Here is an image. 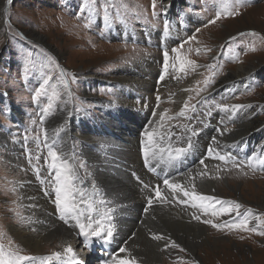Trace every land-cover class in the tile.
I'll return each instance as SVG.
<instances>
[{
	"label": "rangeland",
	"instance_id": "374dc122",
	"mask_svg": "<svg viewBox=\"0 0 264 264\" xmlns=\"http://www.w3.org/2000/svg\"><path fill=\"white\" fill-rule=\"evenodd\" d=\"M169 1L156 0L155 14L159 11V18H157L153 14L152 0H0V2L4 3V23L0 30V100L3 101V97H8L12 103L15 102L18 106L17 110L19 108L24 113V117L28 119L32 132L44 136L46 125L50 122L49 119L52 118L51 120H53L57 116L61 103L68 94L71 96L72 112H79L78 114L86 117L89 130H93L92 138L94 140L99 139L100 132H102V136L110 134L108 137H114L115 134L112 129L111 131L105 128L102 131L103 128H101L97 129L96 132L94 131L95 127L105 126L108 121L120 123L121 120L117 117L111 118L117 102L116 91L118 87L115 82L107 80V77H116L122 74L121 70L123 68H129L136 73V68L140 69L143 65L149 63L156 67L154 61H150V59L152 55L159 53L157 50L143 45L131 43L123 45L122 42L125 38L122 37L121 40L110 39L112 37L111 31L118 30L121 27L138 29L142 24L138 20L146 22H154L156 20L154 25L168 30L172 36L177 37L181 31H184L185 39L173 49L179 48V54L187 59L194 60L197 67L195 71L189 69L184 73L180 72L181 76L179 78L177 68L173 67V65L179 66V61L176 59L177 53L171 49L168 53L170 69L161 74L164 79L160 80L161 85L157 87L164 90V92L162 91L161 104L169 110L167 115L174 118L171 120L165 119L160 123V114L155 110L156 103H160V101L155 99L156 103L151 104L147 101L149 105L145 106L147 105L146 103L138 110L142 112L149 109L147 114L134 113L133 122L137 121L145 127L150 121V123L156 125V127H153L156 130L158 126H162L161 128L173 126L172 133L174 131L176 134L185 135L186 129L198 128L201 121L206 119L205 111H215L217 109L212 110L215 105H229V100L232 101L233 99H237L234 100L236 103L245 104L244 115L249 114L250 117H257L261 122H264V0H172L173 6L176 5L179 11L187 15L188 23L192 27L190 32L185 27L186 25L177 27L180 29L177 34H175L174 28L168 27V24L161 17V12L164 7L168 6L167 2ZM202 2L204 4L202 9H200ZM234 7L238 8V15L226 16L223 14L225 8L228 11H232ZM177 12L175 13L177 14ZM218 12L221 13V19L216 20L215 23H210L211 20L215 19ZM177 17L179 16L177 15ZM193 19H198V22H193ZM96 22H99V28L103 27V32L101 33H106L104 39H100L94 32ZM229 32L232 33L227 37L226 35ZM34 33L36 36H43L48 46L33 39ZM151 38V42H157L160 39V35L151 34ZM181 45H183L182 48ZM50 47L52 51L49 49ZM197 49H199L198 54ZM251 62L258 63L260 67L244 78V81L245 79L247 80L241 93L236 96L228 93L225 96L214 99L210 103H201V105L196 107L195 112L189 111L187 113L190 119L177 115L183 106V102L190 95L194 97L190 103L195 104L201 93L215 88L217 83L218 86L222 87L225 84H229L230 81H224V77L235 71L239 65ZM133 64H137V67L134 68L135 70L132 69L134 67ZM209 65H215L216 67L209 69ZM173 70L177 73H172ZM146 71L156 76L160 69L158 68L156 72H153L147 68ZM62 72L64 73L63 76L61 75ZM100 72H103V74H100ZM91 75H94L96 79H89L92 77ZM48 77H51V79L44 86V94L33 99L35 92ZM209 77L212 78L213 82L205 88L204 80ZM178 78L179 82L174 84V81ZM241 79L239 77L233 81ZM149 80L151 79L147 81ZM64 81L68 82L67 87H65ZM244 81H241L243 83L240 84H244ZM186 82L190 83L189 89L192 91H189L185 99L178 105L174 98L178 97L181 92L176 95V91L180 85L186 84ZM150 83L154 85L155 81L152 80ZM198 88L205 90L201 91L197 97L196 89ZM249 88L251 90H248ZM225 89L223 90L225 91ZM156 94L154 93L155 96H160ZM54 96L58 97V99L53 100ZM35 101L42 103V115L37 111L40 108L38 105L32 106ZM50 101L52 102V108L47 113L43 112V109ZM103 104L114 105L113 111L108 112L109 109L104 107ZM151 112L155 115H152ZM7 113V109L4 110L2 108L1 110L0 107V133H2L3 137L2 123L4 121L8 122ZM84 113L90 114L91 118ZM99 120H101V125H98ZM221 120L223 122L225 119ZM72 121L75 120L72 119L70 122ZM8 123L6 124L12 126ZM128 123L126 122L123 126H127ZM238 123L239 121L237 123L231 122L226 127L221 126L220 129H222L221 132L223 134L221 135L220 133L216 140H225L228 137L226 135L227 130L236 132ZM64 124L65 122L62 120L55 128ZM51 126L50 122L48 128ZM138 126L139 124L132 125V127ZM153 128L146 129V131ZM75 130L76 128L73 131ZM53 132L51 130V133ZM63 133L59 132L57 135H61L63 138ZM12 135L14 133L9 136L11 137ZM49 135L50 131L47 132V136L52 139ZM71 137L72 147L75 146L74 140L79 144L74 150L75 160L78 165L82 164L83 167L81 168L89 174L91 167L83 156V147L80 145L81 139L75 133ZM251 138H255L258 142V136H254V133ZM170 140L171 144L175 142L173 144V148H175L181 139L173 137ZM88 148L86 149L90 152L91 148ZM59 149L61 148L59 147ZM59 149L57 151L61 154ZM192 151H194V146L191 147L190 153ZM11 155L9 143L6 144L0 139V244H3L6 249L19 251L22 255L34 257H39L41 254L49 256L54 252L62 253L63 249L67 247V241L65 240L60 241L59 238L50 239L45 241L40 252H34L33 249L22 245L9 230L11 225L28 228L32 231L37 230L33 223L35 216L29 209L37 208L30 200L28 201L32 204V207L27 206L24 202L21 182L25 181L28 184L33 180L37 187L34 184H31V186L39 191V195L36 194L32 199L36 200L35 202L37 203L39 200L43 201L41 204L47 201V198L42 194V191L45 193L44 184L41 183L44 176L39 178V180L32 176H26L28 169L25 162L26 170L20 168L18 162ZM215 163L221 175H218V180L220 179L219 189L224 194L221 197H226L239 203L241 205V216L237 217L235 213H232L228 215L229 218L221 216L217 219L203 216L201 211H199L203 218L201 217L198 222L203 224L202 220L209 218L217 223L231 222L233 219H241L250 209L254 210V216H264V208L260 205V201L264 199V173L255 172L248 167L237 169L232 164L225 165L219 160L215 161ZM207 165L208 167L211 166ZM194 173L197 174L186 182L187 185L191 186L190 181L205 177V175H199L201 172ZM211 177L216 178L217 176L212 174ZM85 178L97 185L94 175L85 176ZM200 180L198 179L195 182L196 188H200ZM225 181H229V184ZM52 183L51 177L47 187H52ZM233 186L236 187V190ZM195 191L198 193L204 191L203 195H206L205 189H200V191L197 189ZM200 194L202 193L200 192ZM52 200H55V197ZM219 207L220 205L217 206V208ZM183 211L188 213L190 220L197 221L192 218L193 210L187 209V211ZM39 221L41 220L39 219ZM50 226L51 223L47 226L45 225L44 228ZM205 226L209 233L205 236L209 237L211 245L199 248L196 253L197 256H191L183 244L178 242L184 249L183 252L164 254L163 262L154 264H172L171 262H175L179 256L184 257L189 262L188 264H264V237L251 232L230 231L227 228L224 231H218L209 225ZM256 226L257 222L250 217V227ZM67 228L71 229V231L74 230L70 227ZM218 238H225V240L214 242ZM173 250L172 252H174ZM171 257H174V259L172 260ZM137 262L140 264V261ZM35 264H39V261H35Z\"/></svg>",
	"mask_w": 264,
	"mask_h": 264
},
{
	"label": "bare ground",
	"instance_id": "6f19581e",
	"mask_svg": "<svg viewBox=\"0 0 264 264\" xmlns=\"http://www.w3.org/2000/svg\"><path fill=\"white\" fill-rule=\"evenodd\" d=\"M3 14H4V3L0 2V30L2 29L4 23ZM231 33L232 32L227 33L226 36L228 37ZM33 35H34V37H32L33 39L39 41V43L48 46L43 36H36L35 33ZM49 49L51 50V47ZM136 67L137 64L134 65L132 69ZM259 67H260L259 64L258 63L256 64L254 62H251L249 64H241L238 66V68L235 71L229 73L227 77H224L223 80L230 81L229 84H225L223 85V87L216 86L214 89L226 88L225 89L226 92L231 91L232 94L236 96L237 94L241 93V91L243 90V86L245 87V82L247 79H245L244 81V78L248 77L250 75V72H255ZM147 68H149V70H152L153 72H156L158 70L157 67L149 63L147 65H143L140 69L136 68L135 71L136 73L132 72V70L129 68H123L121 70L122 74L116 77H107V80H109L110 82H115V85H117L118 87L116 91V95H117V102L115 103L116 109H114L111 118L115 116H119V118L122 119L123 121L122 123L120 122L121 124L116 121H108L111 129L113 130V133L115 134L114 137H104L100 132L99 139L94 140L92 138V135L94 134L92 133L93 130H89L86 117L78 113L72 112L71 96L68 94L65 96L64 101L61 103L60 110L57 116L53 120H50L52 126L48 128L50 122L46 125L47 132L50 131V135H49L50 138L57 135V133L59 132L63 133L64 131L63 133L64 137L61 139L60 142L61 155L63 157L69 158L70 162L74 164L76 163L74 160L75 158L74 154L72 152L73 147H72L71 136L73 133H75L81 139L80 145H82V147L84 148V150H82L83 156L87 160V162L90 163L91 171L94 174L97 185L101 187L102 190L104 191V199L109 201L111 203L110 206L115 210H117L119 213L115 217L113 222V224L115 225V231L118 234L123 235L125 237L123 241V247H127L131 252V255L135 257L137 261H140V264H144V263L154 264L157 262L158 263L163 262L164 254L167 253L170 254V251L172 252L173 250L172 248H168L167 250H165L166 241L162 240L157 242L153 240L149 236L152 233L163 234L170 240L177 241V243L179 242L180 244L182 243L183 246L186 248V250L193 257L197 256L196 253L198 252L199 248L205 245H211V243L209 242L210 239H208L209 237L205 236L209 234L207 232L208 229L205 226V224H201L198 221L190 220V216L188 215V213L183 211V210L187 211V209H191L195 214L197 215L199 214L201 216L199 209H192L191 207L185 208L182 205H187V204H179L175 200H172L170 204L175 205L178 209L170 205L165 206L168 209L164 207L155 206V207H151L148 210V212L145 213L144 208L142 207L141 204L142 195L139 191L138 184L133 180L131 176V170L133 169V167L134 166L138 167L141 166L142 164L141 147L136 146L138 142L137 132L141 124L138 123L137 121L133 122L134 120L133 115L135 111L133 110L128 111V109L131 108V109L139 110L141 107H143V104L147 103V101H149L151 104H154L155 99L157 100L154 93L163 95L164 92L163 89L157 87L161 85V82H159L161 79L158 80L159 76L157 78L151 72L146 71ZM172 73H177V72L173 70ZM179 73L180 72L178 71V76L180 78L181 74ZM100 74H103V72H100ZM147 75L148 77H146ZM91 76L92 77H90L89 79H93V78L96 79L94 75ZM239 77L242 79L233 81L238 79ZM179 78L174 81V84H177L179 82ZM148 79L151 80L147 81ZM152 80L155 81L154 85H151L150 83V81ZM241 81H244V84H240L243 83ZM186 84L188 85L186 86ZM186 84L180 85L179 89L176 91L177 93L176 95H178L179 92H181V94H179L178 97L174 98L175 102L178 105L185 99V97L189 92L185 90L189 89L190 83L186 82ZM134 89L140 91L142 90L144 92L143 93L144 98H141L140 100H135L134 99L135 97H140L141 95L135 94ZM149 92L151 93L153 92L152 95L149 94ZM145 93L149 94L150 96L146 95ZM234 100L237 99H233L232 101L229 100V104L230 105L239 104L236 103ZM139 103H142L141 106L138 105ZM103 105L108 109L114 108L113 107L114 105H108V104H103ZM147 105L149 104L147 103ZM241 105H245V104H241ZM244 108L240 109L234 114V115L241 114L237 120L239 121V123L235 130L236 132L227 130L226 135L228 137L225 140L223 139L219 141L216 140V143H213V139H212L213 147L220 154H225L226 148L229 145L234 144L236 142L235 140L249 139L251 135H253V133L254 136H258V140L260 142L259 148H263L264 122H261V120L258 119L257 117L255 118L250 117L249 114L244 115L243 112ZM165 109L166 108L161 103H157L155 106V110L159 114L163 113V110ZM234 115L219 111L213 113V118L219 117L221 119L225 118V120H228L230 119V116H234ZM72 119L75 120L72 121L74 123L70 122ZM62 120H64L65 124L62 125L61 127L55 128ZM126 122H129L127 126H123ZM136 124H139V126L132 127V125L135 126ZM153 127H156V125L150 123L149 126H147V128L143 129L144 131L142 130V138L144 140L146 139L144 136V132L146 131V129H151ZM161 127L158 126L157 131L158 133L160 132L161 134H163L164 139L158 140V145H164L166 141H168L172 137V135L174 136L176 134V133H172L171 126H166L165 128H161ZM75 128L76 130L73 131ZM256 129H258L256 132H252L253 130ZM51 130L54 131L53 133L55 134L51 133ZM67 134L69 135L66 139ZM220 145H221V150L219 149ZM88 147L91 148L90 152L87 151L86 149ZM190 151L191 148H188V150L185 153H190ZM194 153L195 151H192L190 154H194ZM150 159L153 158L150 157ZM261 160H264V152H262V158L259 161ZM176 161H178V159H176ZM191 161L194 167H192L189 170L190 173H194V172L207 173L205 177L196 179V180L198 179L201 180L199 181L200 188L195 187V190L198 189V191H200V189H205L206 195L215 196L219 200L228 202L230 199L226 197L225 198L221 197L224 196V194L219 189L220 179L218 180L219 178L218 175L219 176L221 175L218 172V167L216 163L214 162V164L208 167L207 165L208 160H206L204 164L207 165V167L205 168V166L202 167V165L200 164V159L198 156H196ZM198 167L201 168L199 171L197 170ZM78 171L79 174H81V168L78 169ZM212 174H215L217 177L212 178L211 177ZM53 176L54 174L51 173L50 177H46V178L43 177V179L41 180V183H43L44 184L43 186L45 187V194L47 192H50V194L55 195L53 191L50 190V187H47V183L50 182V178ZM171 180L175 182L176 178L174 177ZM190 182L192 183L194 181H190ZM225 182L229 184L228 183L229 181H225ZM31 184L35 185L33 180H31V182H29L28 184H26L25 181L21 182V185H23L21 186V190L26 205L32 207V204L28 201L30 200L33 204H35L37 208V209L29 208L32 214L35 216L33 223L37 227V230L32 231L28 228H22L17 225H13V226L11 225V229L9 230H11L12 235H14L22 245L33 249L34 252L36 251L40 252L43 248L45 241H48L53 238H59L60 241L65 240L71 246L73 243H77L78 239H82V236L78 235L79 233L78 231L76 237L74 235V232L78 229L73 228L74 230L71 231V229L67 228L68 226L65 225L63 222L61 221L58 222L59 220L54 215L55 214L54 208L48 202V200L44 204H41L43 203V201L39 200L37 203L35 202L36 200L32 199V197L35 196L36 194L39 195L38 193L39 191L33 186H31ZM186 187L192 189L190 185L186 184ZM233 187L236 190V187L235 186ZM162 189L165 190V193L168 192V190L164 187L163 182H162ZM200 192L203 194L204 191L203 192L200 191ZM178 195L181 196V194ZM52 202H54V200H52ZM120 205H122V207H120ZM260 205L261 207L264 208V199L260 201ZM125 213L130 215H137V217H139V222H136V220L125 219L123 216ZM251 214L254 215V210H251ZM201 217L203 218V216ZM39 219L42 222L39 221ZM44 222L51 223V226L44 228L45 225L41 224ZM223 240H225V238H218L214 240V242H218V241L220 242ZM82 251L84 254H86L85 250ZM125 255H127V253H119V256L121 257ZM89 263L95 264V262L92 259L90 260ZM53 264H62V263L57 260ZM137 264L139 263L137 262Z\"/></svg>",
	"mask_w": 264,
	"mask_h": 264
},
{
	"label": "snow or ice",
	"instance_id": "6c2138e0",
	"mask_svg": "<svg viewBox=\"0 0 264 264\" xmlns=\"http://www.w3.org/2000/svg\"><path fill=\"white\" fill-rule=\"evenodd\" d=\"M152 8L153 14H155L156 8V0H152ZM223 14L226 16H234L238 15L239 11L238 8L234 7L232 11H228L226 8L223 10ZM221 19V13L218 12L215 19L211 20L210 23H215L216 20ZM195 39V37H193ZM183 45H181V48ZM254 50V49H253ZM172 51L177 53L176 59L179 61V72H186L189 69L192 71L196 70V62L194 60H190L181 56L180 49H173ZM197 54L199 53V49L196 50ZM169 67L168 63V53H164V68L167 72ZM175 67V65H173ZM209 69L215 68V65H209ZM61 75L63 76L64 73L62 72ZM49 79L48 77L44 80L43 84L40 88L35 92V96L33 99H36L44 94V86L48 84ZM164 77L161 76V80ZM212 78L209 77L204 80L205 88L211 83ZM67 81H64L65 87H67ZM199 84V82H197ZM205 89L198 88L196 89V96L200 95L201 91ZM185 91H192L191 89H186ZM53 100L58 99V97L54 96ZM160 97L157 96V100L159 101ZM194 99L193 96H189L187 100L183 102V106L180 108L177 115L179 117H184L190 119L187 116L189 111L195 112L196 105L191 104L190 101ZM200 103V101H197ZM216 107L227 114L234 115L240 109L246 107L245 105L241 104H218ZM52 108V102L50 101L48 105L43 109V112L47 113ZM168 109H165L163 113L160 114V121H164L165 119H173L174 117L168 116ZM155 115V114H154ZM204 115L210 116V112H205ZM196 133L193 131V135ZM223 132H221V135ZM145 140L142 141L143 150H144V157L145 163H148L149 158L156 159L157 157L163 158L165 152L168 156V162H172L176 159H179L187 149L183 147H177L174 149H164L159 147L158 140H163L164 137L159 135L158 131L153 128L151 131L144 132ZM39 139V137H37ZM213 143H216V138L213 137ZM44 145L48 148L47 158L45 163L47 167L54 172V176L52 177L53 180V190L55 193V200L54 204L56 207L57 212L59 213V219L63 221L65 224H69V221H74V225L72 227L79 230L78 235L85 238L87 242L89 238L95 237L102 240L104 243H110L114 239L115 234V225L111 222L112 221V211L113 209L110 207H104L105 201L103 199H97L98 193L93 191L89 192L84 188L77 187V180L80 179L78 176V169L83 167V165H76L70 162V159L67 157H63L55 147L48 145V136L47 130L44 131ZM40 145L37 144V148ZM191 141L189 138L188 148H191ZM207 153L209 157L217 159L219 161L224 162L225 164L231 163L234 168L242 169V167H248L250 169H255V163L253 162L252 158L250 157L248 162H237L236 159L233 158L231 153L220 154L216 152L211 146L207 149ZM31 159V157H30ZM36 160H40V156H36ZM259 163L264 164V160L259 161ZM200 164L204 165V160H200ZM205 168L207 165H204ZM264 170V169H262ZM39 172V169H36ZM246 174V173H245ZM135 175V174H133ZM199 175H207L206 172H201ZM140 178L137 177V180ZM164 187L168 190L167 193L162 192L159 185L152 188V192L154 195H149L144 211L145 213L153 206L154 202L159 203H171L172 200H175L179 204H188L189 201L191 202L192 209H199L203 216H210L219 218L221 216L231 215L235 213L237 217L241 216L240 208L241 205L237 202L232 201H222L217 199L215 196H208L203 195L195 191V185H192V189L189 190L188 187L182 185L180 183L174 182L165 178L163 180ZM93 189H95V184H93ZM143 187L145 189H150L152 186L148 184H144ZM178 194H182V197ZM171 198V199H170ZM187 198V199H184ZM217 205H220L217 208ZM250 217L252 220L257 222L256 227H250ZM154 218V217H153ZM192 218L200 221L201 216L196 215L195 213L192 214ZM202 223L205 225H209L212 228L218 231H224L227 228L230 231L238 230L242 232H251L255 233L259 236L264 237V216H252L251 210H248L241 219L235 220L233 219L231 222L225 221L223 223L214 222L213 219H203ZM151 238L155 241H166L165 243V250L168 248L177 249L179 248L181 252L184 249L177 244L175 241L170 240L163 234H156L152 233ZM119 253H127V255L121 257L119 255L113 256L111 260V264H137V260L135 257L131 255V252L127 247H120ZM63 256L67 257V264H84V262L77 257L74 249L71 245H68L63 249V253L61 252H54L49 256L45 257H34L28 255H22L19 251H13L6 249L3 244H0V264H35V261L39 260V264H49L50 261L53 259H61ZM108 264V262H105Z\"/></svg>",
	"mask_w": 264,
	"mask_h": 264
}]
</instances>
